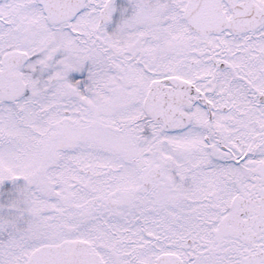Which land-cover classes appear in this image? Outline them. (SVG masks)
I'll use <instances>...</instances> for the list:
<instances>
[{"label": "snow or ice", "instance_id": "obj_1", "mask_svg": "<svg viewBox=\"0 0 264 264\" xmlns=\"http://www.w3.org/2000/svg\"><path fill=\"white\" fill-rule=\"evenodd\" d=\"M0 264H264V0H0Z\"/></svg>", "mask_w": 264, "mask_h": 264}]
</instances>
